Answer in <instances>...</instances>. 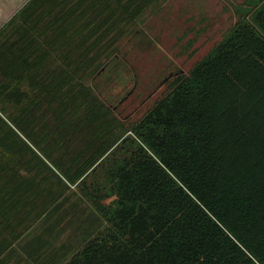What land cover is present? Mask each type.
Instances as JSON below:
<instances>
[{
	"label": "trees",
	"instance_id": "trees-1",
	"mask_svg": "<svg viewBox=\"0 0 264 264\" xmlns=\"http://www.w3.org/2000/svg\"><path fill=\"white\" fill-rule=\"evenodd\" d=\"M153 1L30 0L0 30L1 245L54 176L128 145L108 192L78 185L108 229L63 264H264V2L115 142L94 81Z\"/></svg>",
	"mask_w": 264,
	"mask_h": 264
},
{
	"label": "rangeland",
	"instance_id": "rangeland-1",
	"mask_svg": "<svg viewBox=\"0 0 264 264\" xmlns=\"http://www.w3.org/2000/svg\"><path fill=\"white\" fill-rule=\"evenodd\" d=\"M263 2L154 0L117 43L112 64L94 81L95 94L102 95L100 99L112 115L105 137L115 133V142L128 138L131 127L171 92L175 81L188 76L237 24L250 22ZM87 83L91 85V81ZM129 150L124 145L119 152H111L93 172L79 181L72 180L74 183L62 185L54 176L52 187L58 191L50 200L52 205L40 197L34 204L24 203L20 213L10 218L7 238L0 244V264H63L91 236L105 232L108 225L78 185L82 181L108 192L109 173L128 157ZM65 170L70 176L76 174L71 167ZM111 201L107 199L103 205L111 209ZM35 243L41 248L40 256L28 261L22 251Z\"/></svg>",
	"mask_w": 264,
	"mask_h": 264
},
{
	"label": "crops",
	"instance_id": "crops-1",
	"mask_svg": "<svg viewBox=\"0 0 264 264\" xmlns=\"http://www.w3.org/2000/svg\"><path fill=\"white\" fill-rule=\"evenodd\" d=\"M30 0H0V30L29 2Z\"/></svg>",
	"mask_w": 264,
	"mask_h": 264
}]
</instances>
